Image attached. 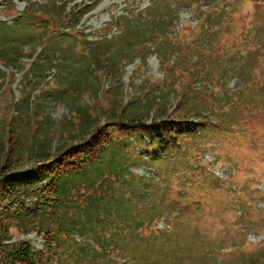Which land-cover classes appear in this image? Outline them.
I'll list each match as a JSON object with an SVG mask.
<instances>
[{"label":"rangeland","instance_id":"374dc122","mask_svg":"<svg viewBox=\"0 0 264 264\" xmlns=\"http://www.w3.org/2000/svg\"><path fill=\"white\" fill-rule=\"evenodd\" d=\"M60 2L68 13L88 10L75 28ZM128 13L139 28L119 22ZM185 119L204 127L187 136L163 129L169 142L144 130ZM99 133L110 142L100 157L65 172L81 153L59 154ZM207 152L232 173L211 172ZM1 155L18 171L63 160L56 213L78 228L85 215L111 224L103 242L118 227L150 234L167 223L173 249L204 244L209 264L260 259L264 0H0ZM30 234L44 250L46 236ZM96 240L98 249L86 248L104 250Z\"/></svg>","mask_w":264,"mask_h":264},{"label":"trees","instance_id":"16d2710c","mask_svg":"<svg viewBox=\"0 0 264 264\" xmlns=\"http://www.w3.org/2000/svg\"><path fill=\"white\" fill-rule=\"evenodd\" d=\"M61 3L59 7L62 8V15L67 16L68 19H77L74 26H69L71 29L75 28L88 10L68 13L65 12L64 5ZM131 15L130 13L122 15L119 22L129 26L130 30L135 27L139 28L142 22L136 23L139 21L133 20ZM116 24L121 25L120 23ZM135 33L130 35L131 39L134 38ZM65 34L64 32L53 33L55 37H63ZM125 42L127 43V40ZM87 43L96 44L102 43V41ZM156 52L159 54L158 50ZM132 55H135V52ZM197 115L202 116L203 114L200 112ZM203 125L199 126V123L188 119L171 120V122L160 120L152 124H145L144 130L151 135L153 140L159 136L165 140L162 134L163 129L187 136L196 133L200 127H204ZM100 135L101 133L97 137L93 136L91 140H82L59 154L66 155L68 153L74 156L81 153V157L65 168V172L82 170L86 162L97 160L100 157V152L110 143L102 141L103 143L100 144L101 141L98 140ZM170 139L175 141V136L169 135L165 141L169 142ZM82 144L87 145V149L84 148L81 152ZM95 151L96 155H94ZM56 160L59 163L62 162V165L49 168L53 160L47 158L36 161L38 165L34 168L18 171L14 168L13 158L0 156V264H71L72 262L74 264H116L115 259L119 256L131 259L132 262L124 264H209L208 250L204 244H199L193 249L194 252L187 248L182 251L179 247L173 249L172 244L178 237L175 228L167 233L154 231L144 234L140 231L143 226L137 225L134 227L135 229L131 227L122 234L118 227L116 230H112L113 238L111 240L105 238L103 242V236L110 229L111 224H102L92 218L94 216L87 217L86 215L80 228L75 223L69 222L68 218L60 220L58 216L62 215L56 213L59 211L56 202L60 192L58 178L64 162L60 158ZM50 214L52 215L50 216ZM12 227H17L22 234L33 231L42 233L46 236L44 250H35L27 240L12 241L15 237L11 230ZM97 238L100 239L99 243L104 249L102 251L96 250L98 249L96 248ZM87 244L93 245L96 249L86 248ZM140 247L146 250V253L138 256ZM157 247L158 257L152 254ZM256 252L262 254L260 259L241 260L242 264H264V241L261 242ZM94 255L97 259L93 262Z\"/></svg>","mask_w":264,"mask_h":264},{"label":"built area","instance_id":"2783aa9c","mask_svg":"<svg viewBox=\"0 0 264 264\" xmlns=\"http://www.w3.org/2000/svg\"><path fill=\"white\" fill-rule=\"evenodd\" d=\"M204 161L206 165L208 166V169L213 172L216 176L224 178L226 175L232 173V170L228 166L227 163L220 162L218 158L211 152H207L204 155ZM164 227V225H163ZM167 227V223L164 227V229ZM31 234H22L18 239L21 240H27L29 239ZM78 240H80L79 237H76ZM12 241H17V238L12 239Z\"/></svg>","mask_w":264,"mask_h":264},{"label":"clouds","instance_id":"9594fccd","mask_svg":"<svg viewBox=\"0 0 264 264\" xmlns=\"http://www.w3.org/2000/svg\"><path fill=\"white\" fill-rule=\"evenodd\" d=\"M206 167H207V165H206ZM262 193V192H261ZM169 226L167 225V227L165 228V229H167ZM162 231H164V229L162 230ZM31 232H29V233H27V234H30ZM23 234H25V233H23ZM22 235V234H21ZM14 238H17V240H19L18 238L19 237H14ZM32 245V244H31Z\"/></svg>","mask_w":264,"mask_h":264}]
</instances>
